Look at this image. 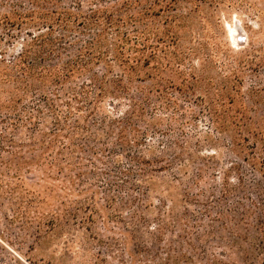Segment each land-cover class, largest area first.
I'll use <instances>...</instances> for the list:
<instances>
[{"label":"rangeland","instance_id":"1","mask_svg":"<svg viewBox=\"0 0 264 264\" xmlns=\"http://www.w3.org/2000/svg\"><path fill=\"white\" fill-rule=\"evenodd\" d=\"M77 1L120 18L130 37L109 42L126 55L163 50L124 80L139 109L76 103L78 74L14 108L0 92V264H264V0H0V56ZM14 10L29 25L7 23ZM97 31L66 33L53 64Z\"/></svg>","mask_w":264,"mask_h":264},{"label":"trees","instance_id":"2","mask_svg":"<svg viewBox=\"0 0 264 264\" xmlns=\"http://www.w3.org/2000/svg\"><path fill=\"white\" fill-rule=\"evenodd\" d=\"M158 1L156 0V3ZM76 4L79 12L66 8L46 9L40 13L37 20H33L34 22L31 23L37 32L26 31V37L28 38H22L19 53L13 57H6V55L1 54L0 68L4 69L0 78V92L8 94L6 104L8 107L14 108L23 101L25 96H29L36 90L45 91V87L58 86L78 74L79 77H86L89 84L83 82L79 86L80 88L71 87L72 99L76 103L87 102L91 105L110 94L116 98L127 97L129 101L133 102L134 110L135 108L139 109L140 101H136L133 96H129L131 86L124 80L126 78L132 79V72L135 73L137 70L139 72L144 66H149L151 64L150 60L157 56V51L163 49L151 44H144L143 48L134 47L135 55L131 56L126 55L121 46L112 45L114 48L110 51L109 48L112 47V42H109V38L112 36L108 29L117 27L116 21L120 18L104 13L106 10L103 9L91 8L90 13L85 14L81 12L84 3L77 1ZM37 6L39 7L40 3ZM146 15L138 12V15L130 14L128 18L130 21L141 22ZM25 16L14 10L11 15L6 16L8 19L6 21L14 28L19 29L29 25V22L25 24ZM17 17H23V20L17 22ZM105 22H108V24ZM90 29H97L98 31L91 38L85 39L82 46L77 48L76 58L64 61L62 66L59 65L60 67L53 64L55 58L62 56L66 45L76 41L75 39L68 40L66 33L84 32L86 30L90 31ZM114 31L116 35L113 39L123 33L125 39L128 40L131 33L130 31L121 32L118 28H115ZM131 31L135 32L136 37H144L146 33L154 34V32H148L146 29L136 28ZM154 36L158 42L161 40L164 42L163 37L158 36V34H154ZM112 52H114V56L110 59L109 56L113 55ZM96 64H102L104 71L95 72L93 67ZM110 75L112 76L110 77ZM5 83H12L13 89L3 88ZM44 97H48V94H44ZM69 104L71 105V103ZM50 106L54 109L55 104L51 103ZM111 121L118 122V124L121 122L117 119H111ZM59 129H63V127ZM123 130L124 127H122ZM96 134L100 135L99 132L92 135L95 136ZM28 139L37 141V136L30 135ZM6 142L12 145L15 140L12 138ZM10 152L20 156L19 151L11 150Z\"/></svg>","mask_w":264,"mask_h":264}]
</instances>
